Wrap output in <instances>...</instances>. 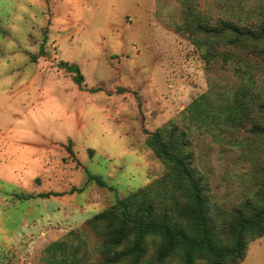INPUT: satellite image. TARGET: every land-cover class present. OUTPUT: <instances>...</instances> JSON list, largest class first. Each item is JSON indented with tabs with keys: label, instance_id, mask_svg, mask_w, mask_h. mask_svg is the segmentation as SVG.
Instances as JSON below:
<instances>
[{
	"label": "rangeland",
	"instance_id": "1",
	"mask_svg": "<svg viewBox=\"0 0 264 264\" xmlns=\"http://www.w3.org/2000/svg\"><path fill=\"white\" fill-rule=\"evenodd\" d=\"M161 2L182 22L178 0ZM156 10V0H0V264H44L50 243L164 175L144 130L181 126L195 99L238 86L228 72L209 73ZM191 139L220 207L247 200L255 170L264 180V141L255 166L245 154L256 145L225 148L203 127ZM48 191L65 194L21 198ZM241 264H264V236Z\"/></svg>",
	"mask_w": 264,
	"mask_h": 264
},
{
	"label": "trees",
	"instance_id": "2",
	"mask_svg": "<svg viewBox=\"0 0 264 264\" xmlns=\"http://www.w3.org/2000/svg\"><path fill=\"white\" fill-rule=\"evenodd\" d=\"M178 1L182 22L172 19V13L163 14L165 6L156 0L160 20L191 40L209 73L228 72L238 86L232 92L214 87L195 99L181 126L171 121L155 131L144 130L147 145L166 166L164 175L50 243L44 264H241L249 243L264 236L262 174L255 170L251 175L259 185L242 205L224 209L209 194L190 148L191 137L203 127L225 148L256 145L245 158L259 165L264 141V0H206L205 8L197 0ZM75 70L82 84L79 67ZM239 131L245 135L233 138ZM72 144L70 140L68 150L74 154ZM92 181L105 184L89 175ZM78 190L84 188L68 193ZM64 194L48 191L21 198ZM84 228L93 239L84 238Z\"/></svg>",
	"mask_w": 264,
	"mask_h": 264
},
{
	"label": "crops",
	"instance_id": "3",
	"mask_svg": "<svg viewBox=\"0 0 264 264\" xmlns=\"http://www.w3.org/2000/svg\"><path fill=\"white\" fill-rule=\"evenodd\" d=\"M100 84H98L97 86H99ZM102 87V86H101ZM85 91V90H84Z\"/></svg>",
	"mask_w": 264,
	"mask_h": 264
}]
</instances>
